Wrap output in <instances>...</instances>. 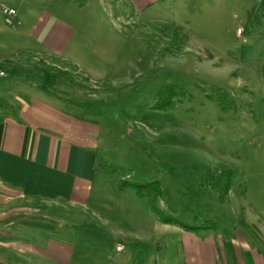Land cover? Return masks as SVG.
<instances>
[{"label":"rangeland","instance_id":"1","mask_svg":"<svg viewBox=\"0 0 264 264\" xmlns=\"http://www.w3.org/2000/svg\"><path fill=\"white\" fill-rule=\"evenodd\" d=\"M27 3L53 15L60 1ZM3 4L19 5L0 0V48L36 21L27 15L8 25ZM105 6L90 5L96 19L71 17L78 43L83 29L99 35L87 40L95 49L93 79L68 90L93 119L100 167L89 202L56 207L17 198L0 182V193L17 199L5 210L31 217L80 253L89 247L90 256L74 264H181L187 239L193 249L223 255V264H236L233 253L264 264V0ZM222 90L230 98L223 108L216 101ZM167 215L198 228L159 220ZM11 252L0 249V260ZM33 256L24 264H41Z\"/></svg>","mask_w":264,"mask_h":264},{"label":"crops","instance_id":"2","mask_svg":"<svg viewBox=\"0 0 264 264\" xmlns=\"http://www.w3.org/2000/svg\"><path fill=\"white\" fill-rule=\"evenodd\" d=\"M12 1L20 5H10L18 12L19 24L27 15L36 21L31 31L14 29L11 45L0 48V70L6 73L0 80V182L14 187L17 198H33L56 207H86L100 167L97 142L90 128L93 119L88 118L91 111L84 108L81 96L83 103L74 100L68 90L88 85L93 79L95 49L87 40L90 35V41L99 35L83 29L85 42L78 43L79 28L71 17L96 19L90 5H104L105 10V5H121L126 0H59L53 15L46 8L40 12L27 9L29 0ZM131 1L142 10L156 0ZM118 13L121 17L120 9ZM29 35L34 38L31 45L23 43ZM79 109L83 114L75 111ZM15 200V195L0 193V249L13 251L0 264H24L33 259L32 255L41 264H49L48 259L56 264H74V260L90 256L89 247L80 253L70 241L47 236L31 217L18 219L14 210L8 213L5 206ZM193 239L198 244L204 241ZM187 240V261L183 264H223V255L203 247L193 249ZM22 256L25 258L20 260ZM234 258L236 264H252L240 253L228 259Z\"/></svg>","mask_w":264,"mask_h":264},{"label":"trees","instance_id":"3","mask_svg":"<svg viewBox=\"0 0 264 264\" xmlns=\"http://www.w3.org/2000/svg\"><path fill=\"white\" fill-rule=\"evenodd\" d=\"M256 9H257V13L254 14V16H253L252 24L257 21V14L259 13V7H256ZM217 97L218 98L216 99V101L218 102V105L221 108L225 107L226 103L230 100L229 93L224 91V90H222V96L220 97V94H218ZM152 211H154L155 213L158 212L156 207H155V205L153 206V210ZM159 220H161L163 222H166V223H177V224H180L182 227H184V228H186L188 230H194V229L198 228V227L188 226V225H185L183 223H180L175 217H173L171 215H167V216H163V217L159 216Z\"/></svg>","mask_w":264,"mask_h":264},{"label":"built area","instance_id":"4","mask_svg":"<svg viewBox=\"0 0 264 264\" xmlns=\"http://www.w3.org/2000/svg\"><path fill=\"white\" fill-rule=\"evenodd\" d=\"M2 10L5 16V21L7 22L8 25L10 26H16L18 24L17 20H16V15H17V11L5 4L2 5ZM5 75V72L3 70H0V76ZM117 250L121 251L123 250V245H118L117 246Z\"/></svg>","mask_w":264,"mask_h":264}]
</instances>
